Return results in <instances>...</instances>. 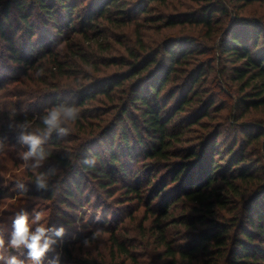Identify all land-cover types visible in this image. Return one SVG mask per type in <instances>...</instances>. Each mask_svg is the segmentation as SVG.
I'll return each instance as SVG.
<instances>
[{
    "label": "trees",
    "instance_id": "trees-1",
    "mask_svg": "<svg viewBox=\"0 0 264 264\" xmlns=\"http://www.w3.org/2000/svg\"><path fill=\"white\" fill-rule=\"evenodd\" d=\"M256 2L264 0H0L4 146L26 150L10 123L27 118L38 129L36 117L60 101L81 111L69 136L47 141L52 155L37 170L57 168V187L37 192L24 166L8 188L23 182L30 192H8L0 175V198L40 196L82 220L90 180L143 207L138 244L153 243L166 264H264V118H244L264 109V19L242 13ZM129 25L128 39L120 33ZM112 28L118 58L106 56ZM176 28L191 33L164 31ZM99 65L116 69L85 70ZM227 77L238 91L228 104L217 98ZM90 155L94 168L82 164ZM107 211L99 221L110 260L73 256L69 243L84 239L77 234L56 246L60 264H142L145 254L120 239L112 214L104 227Z\"/></svg>",
    "mask_w": 264,
    "mask_h": 264
},
{
    "label": "rangeland",
    "instance_id": "rangeland-1",
    "mask_svg": "<svg viewBox=\"0 0 264 264\" xmlns=\"http://www.w3.org/2000/svg\"><path fill=\"white\" fill-rule=\"evenodd\" d=\"M242 13L254 15L255 17H261L264 19V3L261 4L256 2L250 6H247L242 10ZM133 29L134 26L129 25L128 27L123 28L125 32L124 34L120 33V35H124L129 39L130 37H132ZM164 31L166 32V34H173L180 31L184 33H191L190 28L180 30L178 28L165 29ZM109 32V38L107 40H111L110 44L113 49L109 51L106 56L118 58L117 56L119 54H122L123 52L121 47L113 41L111 33H117L120 32V30L117 28H112ZM146 33L152 34L153 32L152 30H148L146 31ZM195 34L198 35L197 33ZM114 48L120 51H115ZM211 56L212 54L209 52L202 55V57H205L206 59L210 58ZM214 65L215 61H213V68ZM97 68L101 70L96 71L94 69H90L89 67L85 68V70H87L88 72H92L93 74L101 75L103 72H110V70L116 69V67L114 66L104 67V65H99ZM226 74H229V72L227 71ZM226 80L227 85H224V87L221 89L223 90L222 93H220L217 98L228 104L231 101L230 98H235L236 94H238V91L236 89L237 83L235 81H232L229 77H227ZM222 112L223 111H221L220 113ZM236 113H238V111ZM244 118H264V109L250 110L249 113L244 116ZM211 120H218L217 115H214V118H212ZM2 149L3 152H0V168L8 169L7 173L5 171H3L2 174L0 173V175L3 176L4 187H6V189H8V192L10 193L17 192L16 186H13L11 189H9L8 187L9 185L15 184L14 181L17 177H15L14 174L18 175L20 171L24 169V164H21V161H17L18 154L21 155V153H17L12 146H4ZM84 184L86 186L85 196L86 194L87 196L81 201V203L83 204V208L81 210L85 211L86 215L82 220L79 219L81 215L77 210L63 209V206H60L59 203L48 202L40 196H28L25 198V201H14V198L10 197L0 198V220H3L8 224L10 233L11 217L14 215L15 210L24 209L29 213L30 216L33 212V209L43 210L46 213V220L48 221L49 226H61V219L59 218V214L67 216L69 220L68 223H66V225H62L66 229V235L63 239H73L75 236H77V234H82L85 238L87 236H90L92 232L98 229H102L101 224H103V221H99L100 215L103 212L106 213V211L108 210V215L105 214L107 217V222L104 223V227L107 228L109 226H112L113 222H110V217L112 214V218L117 222L119 221L117 223L119 227L116 229V233L118 232L119 237H121L120 239H122V241L126 243L128 247L130 246L129 248L133 251L145 254L144 256L139 257V262H141L142 264H166L167 259L158 255V251L153 249L154 244L147 241V238L144 239L145 241L149 242V245H147V247L138 244V237H140V234L137 226L140 223V219L142 218V214L144 212V209L141 205H137L136 201L133 199L127 201H122V198L121 201L117 199L115 196L120 195V190L116 191V193H114L112 197H107L104 192H101L99 186H97L94 182L89 180L88 182L84 181ZM18 195L21 196L20 194ZM88 197H90V202L86 201ZM95 200L98 201L96 202ZM101 201L105 202V204L101 207H98L97 209L96 206ZM145 224L147 225V222H144V225ZM109 234L110 233L108 231L102 230V239L94 242L90 247H83L82 241L80 240L72 242L71 244L69 243L67 249L71 250L73 256L97 259L104 258L106 260H110L111 243L109 241ZM7 238L8 237L6 235V241ZM133 240L137 241L134 243ZM11 254L19 255L14 251ZM56 254L57 248L55 252L48 253L44 264H49V261L53 259ZM57 255H60V253L58 252ZM21 258L23 259L24 257ZM120 258L121 257H119V259ZM127 262L132 264V262L130 261ZM181 264L186 263L182 262Z\"/></svg>",
    "mask_w": 264,
    "mask_h": 264
},
{
    "label": "clouds",
    "instance_id": "clouds-1",
    "mask_svg": "<svg viewBox=\"0 0 264 264\" xmlns=\"http://www.w3.org/2000/svg\"><path fill=\"white\" fill-rule=\"evenodd\" d=\"M36 75L43 76L44 70L39 69ZM36 118L42 126L35 130L32 121L27 118L21 122L10 123L8 127L18 133L16 142L26 149L22 151L21 159L25 168L34 174L35 190L47 193L57 187L55 184H50V181L58 175V170L50 167L46 171H37L52 155L45 145L53 134L57 138L69 136L72 132L71 125L81 119V111L75 104L60 101L47 107ZM5 139H0V149L4 147ZM97 162V158L90 155L83 159L82 164L94 168ZM15 186L21 193L30 192L29 187L23 182H17ZM101 231L98 229L85 237L82 246L88 248L94 242L101 240ZM65 235L64 226L48 225L45 211L33 209L30 216L27 211L21 209L11 217L10 233L8 224L0 220V264H44L48 253L55 252L56 246ZM13 251L19 255L11 254ZM49 264H60L59 255L51 259Z\"/></svg>",
    "mask_w": 264,
    "mask_h": 264
}]
</instances>
